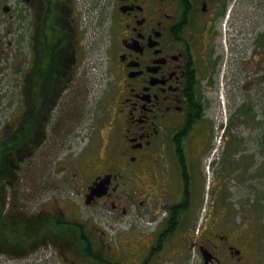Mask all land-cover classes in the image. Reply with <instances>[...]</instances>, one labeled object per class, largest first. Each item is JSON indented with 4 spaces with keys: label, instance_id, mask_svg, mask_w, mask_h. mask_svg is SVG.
Here are the masks:
<instances>
[{
    "label": "flooded vegetation",
    "instance_id": "1",
    "mask_svg": "<svg viewBox=\"0 0 264 264\" xmlns=\"http://www.w3.org/2000/svg\"><path fill=\"white\" fill-rule=\"evenodd\" d=\"M102 1L103 63L112 101L105 131L116 152L91 164L84 160L88 144L76 161L70 153V187L96 216L114 217L113 224L127 214L149 218L123 246L131 256L126 264H264L252 217L222 190L227 144L214 142L221 103L231 111L237 102L223 98L225 86L238 85L221 63L222 49L250 32L253 39L264 34V26L252 27L260 16L252 15L251 0ZM74 7L75 0H0L3 216L26 214L22 180L33 155L51 142L50 132L54 146L59 132H70V121L63 127L62 120L73 117L72 83L83 55ZM252 45V57L241 64L250 63L251 70L261 54L258 42ZM67 201L70 221L83 222L109 256L106 231L90 215L80 219L73 197ZM43 210L63 208L54 199Z\"/></svg>",
    "mask_w": 264,
    "mask_h": 264
},
{
    "label": "rangeland",
    "instance_id": "2",
    "mask_svg": "<svg viewBox=\"0 0 264 264\" xmlns=\"http://www.w3.org/2000/svg\"><path fill=\"white\" fill-rule=\"evenodd\" d=\"M102 0H75V11L78 16L79 27V43L83 52L82 60L76 71V76L73 79L72 97H70V112L73 117L70 120L65 115L62 120V126L67 127V121H70V132H59L57 137V146L51 144L55 134L49 133L50 143H45L38 148L36 154L31 159V167L28 166L25 179H23V190L26 197V210L37 212L39 207L49 208L52 206L54 199L58 201L59 206L63 208L64 215L70 219V196L79 209V216L81 219L90 215L94 217L95 224L106 231V240L112 242L114 252L109 255L110 259L127 262L131 256L125 251L123 246L128 247L132 236L136 233L142 232L144 227L141 223L149 221L146 215L137 217L135 220L129 219V214L123 216L122 222H111L113 218H100L95 215V208L93 206H86L83 199L77 196L76 190L71 188L73 185L72 173H70V153H73L72 161H76L75 156L83 146L88 144L89 152L85 155L84 160L86 164H91L99 157L112 158L115 155L116 148L114 138L111 134H107L105 126L108 125L111 92L109 86V77L103 63V48H104V34L102 32L100 22V6ZM252 15H259L260 20L253 23L252 27L255 29L263 28L264 26V0H251ZM236 46L232 48L227 45L222 49V65L226 63L227 75L232 80V75L237 78L238 87L225 86L226 92L223 93V98L227 102L236 101L243 97L247 91L254 89V82L256 74L264 72V57L261 50L260 59L254 61L255 69L251 70L250 63L246 67H241L244 58L252 57L253 45L251 32L243 39H235ZM240 52H242L240 54ZM252 52V53H251ZM262 62V65L261 64ZM255 71V74L253 72ZM231 75V76H230ZM234 83V82H233ZM227 104V103H226ZM222 107L219 113V119L222 120L223 112L228 111V105ZM63 107H62V106ZM60 105V116L64 115V102ZM222 112V113H221ZM241 134L245 136L247 129L245 127L240 129ZM117 135V133H116ZM248 149L251 148L247 143ZM37 164V165H36ZM223 167V166H221ZM220 167V168H221ZM228 169V167H227ZM227 171V170H225ZM38 174H37V173ZM41 172V174H40ZM211 172V171H210ZM226 174V184L228 185V197L231 198L234 207H239L241 197L244 194L243 187L238 183L237 179L232 178L231 172ZM260 177H263L260 176ZM264 186L261 184V187ZM223 190V189H222ZM23 191V192H24ZM105 214H111L107 209H104ZM92 214V215H91ZM114 215V214H113ZM111 215V216H113ZM249 216V215H248ZM257 216H259L257 214ZM253 222V232L255 233L256 245L264 250V223L261 217H257ZM124 220V221H123ZM129 220V222H128ZM96 238V236H95ZM94 240L98 243L97 238ZM104 244L101 247L103 253L107 248ZM40 252H34L27 255L20 264H70L69 261L61 259L54 250L53 255L50 249L40 248ZM53 251V250H52ZM0 255V264H7V260ZM15 262V261H14ZM83 264H91L89 261H83ZM16 264H19L16 261ZM140 264V262H139ZM188 264V263H186Z\"/></svg>",
    "mask_w": 264,
    "mask_h": 264
},
{
    "label": "trees",
    "instance_id": "3",
    "mask_svg": "<svg viewBox=\"0 0 264 264\" xmlns=\"http://www.w3.org/2000/svg\"><path fill=\"white\" fill-rule=\"evenodd\" d=\"M255 41L264 57V34ZM253 84L254 89L244 93L231 109L221 162V166H225L220 174L226 176L224 172H231L232 178L237 179L244 190L239 209L255 220L257 214L264 217V186L261 187L264 180V72L257 74L254 82L251 81ZM243 127L248 130L245 136L240 130ZM48 243L62 257L70 260L72 255L74 264L85 263L82 260L91 264H122L100 253L82 223L63 220L47 210L0 214V252L8 256L24 255Z\"/></svg>",
    "mask_w": 264,
    "mask_h": 264
},
{
    "label": "bare ground",
    "instance_id": "4",
    "mask_svg": "<svg viewBox=\"0 0 264 264\" xmlns=\"http://www.w3.org/2000/svg\"><path fill=\"white\" fill-rule=\"evenodd\" d=\"M20 167V166H19ZM39 209V208H38Z\"/></svg>",
    "mask_w": 264,
    "mask_h": 264
}]
</instances>
